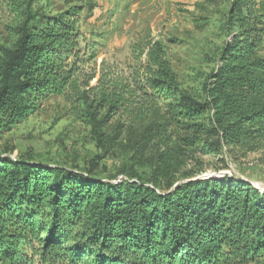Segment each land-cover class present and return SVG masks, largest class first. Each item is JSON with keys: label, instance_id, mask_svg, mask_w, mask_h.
<instances>
[{"label": "trees", "instance_id": "1", "mask_svg": "<svg viewBox=\"0 0 264 264\" xmlns=\"http://www.w3.org/2000/svg\"><path fill=\"white\" fill-rule=\"evenodd\" d=\"M41 1V2H40ZM13 0L0 42V133L61 97L66 114L104 151L125 132L139 148L218 153L264 139V0H232L217 64L204 94L178 82L159 38L131 45L126 68L83 73L96 57L80 48L88 0ZM96 77L94 84L91 80ZM165 153H167L165 151ZM163 153L140 176L111 181L32 157L0 155V260L8 264H256L264 259V192L230 176L175 185ZM134 175V174H132ZM175 185V186H174Z\"/></svg>", "mask_w": 264, "mask_h": 264}, {"label": "rangeland", "instance_id": "2", "mask_svg": "<svg viewBox=\"0 0 264 264\" xmlns=\"http://www.w3.org/2000/svg\"><path fill=\"white\" fill-rule=\"evenodd\" d=\"M231 1L88 0L90 4L80 12L79 43L83 49L87 44L96 52V57L84 65L83 73L95 70L98 77L103 60L106 67L126 68L131 61V45L150 33L166 44L181 87L201 97L221 48L230 39L225 20ZM11 2L13 0H0V42L9 34L8 26L15 19ZM62 9L61 2L54 0L51 11L57 13ZM261 55L264 56V51ZM66 110L63 98L46 100L39 111L11 130L0 133V155L32 157L48 165L79 170L91 169L90 164L94 162L93 175L118 181L128 176L146 180L148 166L163 153L162 157L167 154L166 159L172 164L169 179L175 185L188 178L228 174L264 192V139L254 148L232 145L218 153L179 148L174 138L169 140V147L155 141L137 149L138 127L132 133L126 129L119 143L104 151L96 146L90 129L68 116ZM0 264L8 263L0 260ZM256 264H264V259Z\"/></svg>", "mask_w": 264, "mask_h": 264}]
</instances>
